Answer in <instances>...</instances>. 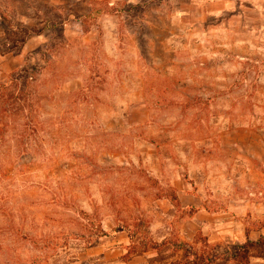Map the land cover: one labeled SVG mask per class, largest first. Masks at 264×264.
Here are the masks:
<instances>
[{
    "label": "rangeland",
    "instance_id": "obj_1",
    "mask_svg": "<svg viewBox=\"0 0 264 264\" xmlns=\"http://www.w3.org/2000/svg\"><path fill=\"white\" fill-rule=\"evenodd\" d=\"M23 26L44 30L3 53ZM27 58L0 114V264H175L173 243L264 237V160L238 141L264 130V0H0V83Z\"/></svg>",
    "mask_w": 264,
    "mask_h": 264
},
{
    "label": "trees",
    "instance_id": "obj_2",
    "mask_svg": "<svg viewBox=\"0 0 264 264\" xmlns=\"http://www.w3.org/2000/svg\"><path fill=\"white\" fill-rule=\"evenodd\" d=\"M44 29H35L34 27L23 26L22 34L17 39V42L6 43L3 53L13 50V48H20L33 35L40 34ZM50 31L55 32L56 27L49 28ZM7 41L13 40L10 37L5 38ZM50 42L46 44L45 50L49 49ZM10 46V47H9ZM39 70V66L33 65L30 58H27L23 66L12 73V78L9 81L0 83V114H6L8 111V100L12 101L14 105V95L16 93L24 94L25 86L28 81L33 78L35 71ZM23 78V80H20ZM17 91V92H16ZM16 94V95H18ZM15 106V105H14ZM3 115H0V123ZM174 200L177 201L176 198ZM178 202V201H177ZM131 238V237H129ZM161 245V243H160ZM153 243L152 250H157L160 246ZM173 247L181 251V256L175 264H251L252 259L262 260L264 264V237L259 236L256 240L246 238L241 244H233L230 246H204L202 252H198L193 245L187 243H173ZM148 250V249H147ZM146 250V251H147Z\"/></svg>",
    "mask_w": 264,
    "mask_h": 264
},
{
    "label": "crops",
    "instance_id": "obj_3",
    "mask_svg": "<svg viewBox=\"0 0 264 264\" xmlns=\"http://www.w3.org/2000/svg\"><path fill=\"white\" fill-rule=\"evenodd\" d=\"M239 143L241 144L243 142H247V146L249 147L248 155L254 159V160H264V130L260 132L259 134L257 133H248L247 137H239L238 138ZM240 144V145H241ZM256 166V164H255ZM183 201L180 199L181 197ZM180 196H178L177 200L179 204L182 205L184 209L187 208H196L197 212L202 206V201L200 198H195L193 195H187L185 193H182ZM115 244H118V248H115ZM100 248L106 249L109 247V249H112L114 251L115 249L120 248V254H126L127 253V246H128V241L123 238V236H111L107 237L105 241L102 242V244L99 245ZM144 259L142 256H136L133 257L132 260H135L136 262H140L138 260ZM132 262V261H130ZM124 264V263H123ZM130 264V263H129ZM140 264H146V260Z\"/></svg>",
    "mask_w": 264,
    "mask_h": 264
}]
</instances>
